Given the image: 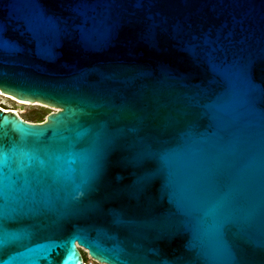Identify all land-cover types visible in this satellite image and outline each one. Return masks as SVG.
Listing matches in <instances>:
<instances>
[{"label":"water","instance_id":"water-1","mask_svg":"<svg viewBox=\"0 0 264 264\" xmlns=\"http://www.w3.org/2000/svg\"><path fill=\"white\" fill-rule=\"evenodd\" d=\"M0 264H264V0H0Z\"/></svg>","mask_w":264,"mask_h":264},{"label":"rangeland","instance_id":"rangeland-1","mask_svg":"<svg viewBox=\"0 0 264 264\" xmlns=\"http://www.w3.org/2000/svg\"><path fill=\"white\" fill-rule=\"evenodd\" d=\"M0 103L5 106V108L19 110V113L22 117L31 121H43L47 114L56 110V108L52 106H48L39 102H26L28 104H23L4 96H0Z\"/></svg>","mask_w":264,"mask_h":264},{"label":"built area","instance_id":"built-area-1","mask_svg":"<svg viewBox=\"0 0 264 264\" xmlns=\"http://www.w3.org/2000/svg\"><path fill=\"white\" fill-rule=\"evenodd\" d=\"M0 105L3 106L1 103H0ZM78 247L81 249L83 257H84V263L83 264H109L107 262L100 261V260L92 257L88 253V249L84 248L83 246L78 244Z\"/></svg>","mask_w":264,"mask_h":264},{"label":"bare ground","instance_id":"bare-ground-1","mask_svg":"<svg viewBox=\"0 0 264 264\" xmlns=\"http://www.w3.org/2000/svg\"><path fill=\"white\" fill-rule=\"evenodd\" d=\"M0 96H4V97L9 98V99H14V100L18 101L19 103H23V104L26 103L22 100L15 99L13 96H10V95L4 93L3 91H0ZM26 104H28V103H26ZM17 111L19 112V110H17Z\"/></svg>","mask_w":264,"mask_h":264},{"label":"flooded vegetation","instance_id":"flooded-vegetation-1","mask_svg":"<svg viewBox=\"0 0 264 264\" xmlns=\"http://www.w3.org/2000/svg\"><path fill=\"white\" fill-rule=\"evenodd\" d=\"M3 107H5V106H3Z\"/></svg>","mask_w":264,"mask_h":264}]
</instances>
